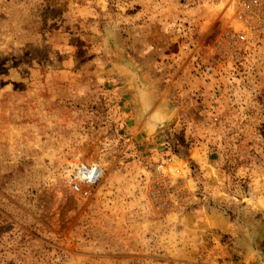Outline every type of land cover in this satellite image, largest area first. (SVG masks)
<instances>
[{
	"label": "rangeland",
	"instance_id": "1",
	"mask_svg": "<svg viewBox=\"0 0 264 264\" xmlns=\"http://www.w3.org/2000/svg\"><path fill=\"white\" fill-rule=\"evenodd\" d=\"M243 1L0 0V264H264ZM71 158L104 169L86 199Z\"/></svg>",
	"mask_w": 264,
	"mask_h": 264
},
{
	"label": "built area",
	"instance_id": "2",
	"mask_svg": "<svg viewBox=\"0 0 264 264\" xmlns=\"http://www.w3.org/2000/svg\"><path fill=\"white\" fill-rule=\"evenodd\" d=\"M242 5L247 11H251L255 7H261L262 0H244ZM242 37L245 38V34ZM64 173L73 192L81 199H86L100 182L104 169L98 163L71 158L65 165Z\"/></svg>",
	"mask_w": 264,
	"mask_h": 264
},
{
	"label": "bare ground",
	"instance_id": "3",
	"mask_svg": "<svg viewBox=\"0 0 264 264\" xmlns=\"http://www.w3.org/2000/svg\"><path fill=\"white\" fill-rule=\"evenodd\" d=\"M152 118H154V117H152ZM154 121H155V119H154ZM157 121H159V119L157 120ZM161 121V120H160ZM156 124V123H155ZM162 126V125H161Z\"/></svg>",
	"mask_w": 264,
	"mask_h": 264
}]
</instances>
